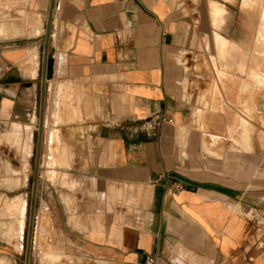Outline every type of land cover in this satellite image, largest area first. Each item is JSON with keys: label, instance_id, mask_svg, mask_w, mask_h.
<instances>
[{"label": "crops", "instance_id": "0c3cea01", "mask_svg": "<svg viewBox=\"0 0 264 264\" xmlns=\"http://www.w3.org/2000/svg\"><path fill=\"white\" fill-rule=\"evenodd\" d=\"M16 2L3 10L0 0V197L17 187L3 136L41 110L52 0H26L24 25ZM210 11L194 0H55L41 155L57 129L69 166L59 171L73 185L42 184L57 264L70 252L74 264H264V99L252 65L209 67ZM227 24L222 34L251 50ZM15 256L0 222V264Z\"/></svg>", "mask_w": 264, "mask_h": 264}, {"label": "rangeland", "instance_id": "374dc122", "mask_svg": "<svg viewBox=\"0 0 264 264\" xmlns=\"http://www.w3.org/2000/svg\"><path fill=\"white\" fill-rule=\"evenodd\" d=\"M208 3L210 5V18L212 21V25L215 28L213 32V41L215 47L223 44L224 41L227 44V48L225 49L224 57L226 58V63L234 64L233 57H236V63L233 65L232 68L223 67L220 65V56L218 54L217 49H215L214 52V59L215 62L212 60V56L209 58V67H216V65H220L219 67L224 71V73L229 74L232 70H242L244 71L246 68V63L248 66L252 65L256 71L258 76V98L259 100L264 99V0H194V4L198 5L201 3ZM17 6H18V22L19 24L24 25V18H25V10L24 6L26 3V0H17ZM1 4L3 5V10L7 9L9 10V0H1ZM22 10V12H21ZM195 19L198 18V13H195ZM2 19H8L9 13L8 12H2ZM256 20V28H249V22ZM228 21V24L226 25L225 31L235 37L242 38L244 40H251L253 39V48L249 50L246 46L240 45L228 38H226L223 34V27L225 26L226 22ZM39 24H36L34 26V29L36 30V27ZM256 29V30H255ZM221 30V31H220ZM1 32L4 33V28L1 29ZM225 37V38H224ZM254 37V38H253ZM223 39V40H222ZM220 43V44H219ZM222 46V45H221ZM238 46V47H237ZM224 47V46H222ZM229 47V48H228ZM238 51H237V49ZM234 49V50H233ZM240 50V52H239ZM245 50V51H244ZM237 54H235L236 52ZM217 54V55H216ZM231 54V55H230ZM242 54V55H241ZM234 55V56H233ZM259 55V56H258ZM262 55V56H261ZM247 59V61L242 57ZM250 56L252 57V60H250ZM240 57V58H239ZM230 58V59H229ZM240 61H239V60ZM243 59V60H241ZM232 61V62H231ZM219 62V63H217ZM239 62L240 66H242L239 69ZM242 62V63H241ZM245 64V65H244ZM244 65V66H243ZM243 68V69H242ZM258 69V70H257ZM220 84L216 81L215 82V92L219 91ZM248 84L246 87L248 88ZM218 89V90H217ZM221 91V90H220ZM261 91V92H260ZM39 114H40V106L37 112V120L35 121V124L32 126L31 134L33 132V142H32V155L31 157H27L25 155L26 153V132H9L5 137L3 136L1 149L3 150V153L5 152V149H9L12 147L14 151H17L16 157L13 159V169L16 170L14 172V186H17L13 189V193L9 194V196L1 195L0 197V222H1V237L3 242H7L8 244H12L17 250V256H15L10 261L9 259L3 258L2 261L7 262L8 264H25L26 262V256H27V247H28V240H29V231H30V221H31V214H32V207L35 205V222H34V229H33V237H32V246L33 250L31 251V258L32 255L35 256V258L38 260V264H41V251L43 248L45 249H52L53 251H57L56 248L49 247L51 245H54L57 239V225L54 220V211L48 210L53 209L50 208V204H45L41 201V193H42V184L43 181L51 183L56 189L59 188H65V186H73L72 184H69V177L68 174L62 173L59 171L60 168H69L67 165L68 158L64 152L61 151L60 154H56L52 151L50 156L47 158L46 156H41V163L39 168V177H38V185H37V198L36 201L33 202L32 199V191H33V183L35 180V165H36V150H37V143H38V130L39 127L37 126L39 122ZM23 117H19V120L21 121ZM20 123V122H19ZM18 123V124H19ZM28 131V129H25ZM57 129L52 130V134L58 136V133L56 132ZM56 132V133H55ZM51 134V135H52ZM5 140V141H4ZM17 143L16 145H11L10 143ZM55 142L57 143L56 146H58L59 140L55 139ZM50 146V143H49ZM22 149V150H21ZM52 157V158H50ZM26 159V160H25ZM51 159V160H49ZM8 161V162H7ZM55 161L53 167L54 173L52 176L49 174V167L48 163ZM25 163V164H24ZM26 166L25 172L24 167ZM1 180H2V193H4V186L5 184H9L10 180L9 178V157H2L1 158ZM55 174V176H54ZM51 177V178H50ZM54 178V179H52ZM51 179V180H50ZM19 184V186H18ZM67 190L73 191L71 188H66ZM18 199H24V201L27 203V212H26V220H25V228L23 232V240H22V246L23 250L19 251L17 249V242L16 239L13 237L11 239L7 238L3 233L2 226L4 224L10 223L12 220L8 217V211L6 210V202L7 200H10L12 202H17ZM5 202V203H4ZM52 202L57 203V195L53 194L52 196ZM46 217H49V223L50 226L47 227L42 231L41 224L42 220ZM48 219V218H47ZM39 232H44L43 236L45 240L42 242L39 240ZM46 234V235H45ZM38 242V243H37ZM41 243V244H40ZM43 243V244H42ZM49 245V246H48ZM55 249V250H54ZM60 258L57 261L55 260V257H53L50 262L51 264H57L59 261H61L62 256L59 254ZM30 258V261H31ZM74 261H79L75 258V254L73 252H70L66 255L65 258V264H74Z\"/></svg>", "mask_w": 264, "mask_h": 264}, {"label": "bare ground", "instance_id": "6f19581e", "mask_svg": "<svg viewBox=\"0 0 264 264\" xmlns=\"http://www.w3.org/2000/svg\"><path fill=\"white\" fill-rule=\"evenodd\" d=\"M36 30H37V27H36ZM225 38V37H224ZM223 40V39H222ZM220 44V43H219ZM224 46V47H222V46ZM221 45H219V48H218V46H216V47H214V50L215 49H217V51H218V54L220 55V56H218V57H220V65L221 66H223V67H227V69L229 68H232L233 67V65L236 63V57H233V59H234V64H229V63H226L225 61H226V58L224 57V53L226 52L225 51V49L223 50V48H225V46H226V48H227V44H226V42L224 41V43L223 44H221ZM238 47V46H237ZM229 48V47H228ZM237 49V48H236ZM234 50V49H233ZM237 51H238V49H237ZM245 51V50H244ZM236 52V51H235ZM239 52H240V50H239ZM235 54H237V52L235 53ZM217 55V54H216ZM231 55V54H230ZM242 55V54H241ZM234 56V55H233ZM259 56V55H258ZM262 56V55H261ZM241 57V56H240ZM239 57V58H240ZM243 58L245 57V56H242ZM241 57V58H242ZM230 59V58H229ZM245 59V58H244ZM32 60H33V58H32ZM31 60V61H32ZM239 60V59H238ZM241 60H243V59H241ZM246 60V59H245ZM30 61V62H31ZM240 61V60H239ZM244 61V60H243ZM219 62H217V63H219ZM232 62V61H231ZM32 63V62H31ZM242 63V62H241ZM219 65V66H220ZM240 65H242V64H240V62H239V66ZM245 65V64H244ZM243 65V66H244ZM32 66V65H31ZM246 66V65H245ZM242 66H240L239 67V69L241 68ZM223 69V68H222ZM243 69V68H242ZM258 70V69H257ZM243 71V70H242ZM32 72V71H31ZM246 86V85H245ZM219 88H220V86H219ZM246 89V88H245ZM218 90V89H217ZM221 89H219V91H220ZM221 93V92H220ZM23 120H25V118L23 117V119L21 120V122L23 121ZM32 121L34 122L35 121V118H32ZM58 121V120H57ZM17 123V124H15L16 126L14 127V129H13V132H21V131H24V132H26L25 131V128H27L28 129V133H27V135H29V136H27V142H26V153H25V155L27 156V157H31V155H32V152H31V149H32V136H30V131H31V129H32V126L28 123V124H22V123ZM46 129V128H45ZM57 132V131H56ZM55 132V133H56ZM51 140H50V148H51V151L53 150V152H55L57 155L58 154H60L61 153V151L59 150V147L58 146H56L55 147V145H57V143L55 142V139L56 140H58L59 138H58V136H56V135H54V134H52L51 136ZM49 139V138H48ZM54 143H56L55 145H53ZM53 147H55V148H53ZM53 148V149H52ZM50 158H52V157H50ZM26 160V159H25ZM49 160H51V159H49ZM54 163H55V161H53L52 163L51 162H49L48 163V167H49V174H50V176H52V174L54 173V171H56V170H54L53 171V166L52 165H54ZM25 164V163H24ZM53 167V168H52ZM25 169H26V166L24 167V172H25ZM54 176H55V174H54ZM53 177V176H52ZM51 178V177H50ZM52 179H54V178H52ZM51 180V179H50ZM9 180H7V182H8ZM13 184V183H12ZM15 185V184H14ZM18 186H19V184H18ZM6 202V204H5V206H6V210L8 211V217L12 220L10 223H8V224H4L3 226H2V230H3V233H4V235L7 237V238H9V239H11V238H15L16 239V242H17V249L19 250V251H22L23 250V246H22V240H23V232H24V228H25V220H26V212H27V203L24 201V199H18V201L17 202H12V201H10V200H7V201H5ZM4 202V203H5ZM48 218V219H47ZM50 226V223H49V217H46V218H44L43 220H42V224H41V229H42V231L44 230V229H46L47 227H49ZM2 233V232H1ZM40 233V235H39V240L42 242L43 240H45V238H44V236H43V233L44 232H39ZM46 235V234H45ZM38 243V242H37ZM41 244V243H40ZM43 244V243H42ZM55 250V249H54ZM53 257H55V260L54 261H57L59 258H60V256H59V253H57L56 251H53L52 249H45V248H43L42 249V251H41V261L43 262V263H48V264H51V262H50V260L53 258ZM2 263L1 264H8L7 262H5L4 263V261H1ZM42 264V263H41Z\"/></svg>", "mask_w": 264, "mask_h": 264}, {"label": "water", "instance_id": "95a60500", "mask_svg": "<svg viewBox=\"0 0 264 264\" xmlns=\"http://www.w3.org/2000/svg\"><path fill=\"white\" fill-rule=\"evenodd\" d=\"M54 5H55V0H52L49 20L46 30V43H45V51L43 58V80H42V93H41L40 125H39V134H38L37 152H36L35 180L33 183V193H32L33 202H35L37 198L39 168H40L41 156H42L41 149L43 145L44 121H45L46 82L48 78L51 77V71L53 69V59L50 55V38H51V26H52ZM34 213H35V205H33L32 207L29 240H28L27 256H26L25 264H30L31 251H32V237H33V229L35 222Z\"/></svg>", "mask_w": 264, "mask_h": 264}, {"label": "built area", "instance_id": "2783aa9c", "mask_svg": "<svg viewBox=\"0 0 264 264\" xmlns=\"http://www.w3.org/2000/svg\"><path fill=\"white\" fill-rule=\"evenodd\" d=\"M63 1V0H62ZM153 124V127H158L160 126L161 122L160 121H151ZM163 122V121H162ZM172 120H169V123H171ZM178 189H181L180 186H178ZM147 264H156V260L155 259H150Z\"/></svg>", "mask_w": 264, "mask_h": 264}]
</instances>
